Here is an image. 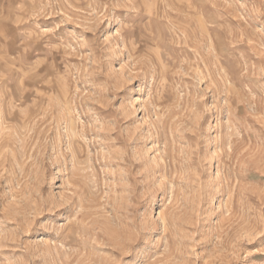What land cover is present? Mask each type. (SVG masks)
<instances>
[{
	"label": "rangeland",
	"instance_id": "374dc122",
	"mask_svg": "<svg viewBox=\"0 0 264 264\" xmlns=\"http://www.w3.org/2000/svg\"><path fill=\"white\" fill-rule=\"evenodd\" d=\"M0 264H264V0H0Z\"/></svg>",
	"mask_w": 264,
	"mask_h": 264
}]
</instances>
